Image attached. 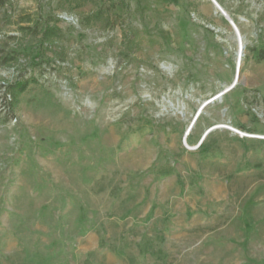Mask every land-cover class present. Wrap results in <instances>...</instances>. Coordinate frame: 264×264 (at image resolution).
Listing matches in <instances>:
<instances>
[{
  "label": "rangeland",
  "instance_id": "1",
  "mask_svg": "<svg viewBox=\"0 0 264 264\" xmlns=\"http://www.w3.org/2000/svg\"><path fill=\"white\" fill-rule=\"evenodd\" d=\"M215 1L0 0V264H264V0Z\"/></svg>",
  "mask_w": 264,
  "mask_h": 264
},
{
  "label": "trees",
  "instance_id": "2",
  "mask_svg": "<svg viewBox=\"0 0 264 264\" xmlns=\"http://www.w3.org/2000/svg\"><path fill=\"white\" fill-rule=\"evenodd\" d=\"M255 60L257 61V62H261V61H263L264 60V47H261V48H259L258 50H257V52H256V54H255ZM9 59H13V58H9ZM12 90L14 91V94L15 95H17L16 94V87L15 86H13L12 87ZM16 91V92H15Z\"/></svg>",
  "mask_w": 264,
  "mask_h": 264
},
{
  "label": "bare ground",
  "instance_id": "3",
  "mask_svg": "<svg viewBox=\"0 0 264 264\" xmlns=\"http://www.w3.org/2000/svg\"><path fill=\"white\" fill-rule=\"evenodd\" d=\"M214 1V0H213ZM234 27V26H233ZM238 28V27H237ZM237 32V31H236ZM238 32H239V29H238ZM238 32H237V34H238ZM236 37H237V41H239V57H240V59H241V57H242V51H241V48H242V44H243V38H242V36H241V34H240V32H239V34H238V36L236 35ZM239 62H240V60H239ZM223 125H221V127H222ZM192 127H193V124L189 127V129H188V132H187V134L186 135H189V133L191 132V129H192ZM206 136V135H205ZM204 136V137H205Z\"/></svg>",
  "mask_w": 264,
  "mask_h": 264
},
{
  "label": "water",
  "instance_id": "4",
  "mask_svg": "<svg viewBox=\"0 0 264 264\" xmlns=\"http://www.w3.org/2000/svg\"><path fill=\"white\" fill-rule=\"evenodd\" d=\"M214 3H215V5L217 6V8L228 18L229 16L227 15V13L221 8V6L214 0ZM229 19V18H228ZM230 22H231V24L234 26V29L238 32V28H237V25L234 23V21L230 18ZM238 34H239V32H238ZM243 46H242V48H241V51H242V53H243V51H244V48H245V45H244V43L242 44Z\"/></svg>",
  "mask_w": 264,
  "mask_h": 264
}]
</instances>
